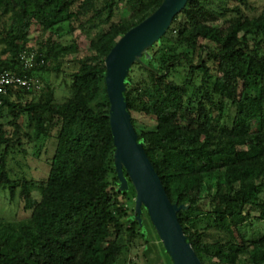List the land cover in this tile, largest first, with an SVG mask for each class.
I'll list each match as a JSON object with an SVG mask.
<instances>
[{
    "label": "trees",
    "instance_id": "obj_1",
    "mask_svg": "<svg viewBox=\"0 0 264 264\" xmlns=\"http://www.w3.org/2000/svg\"><path fill=\"white\" fill-rule=\"evenodd\" d=\"M236 1L245 10L231 0H189L143 55L148 67L131 66L125 90L169 198L189 205L178 218L203 264H264V231L243 230L255 218L247 207L264 222V5L247 13L249 0ZM162 2L0 0V73L43 87L45 73L77 64L66 99L49 83L0 94V189L31 212L24 222L0 219V264H129L137 237L146 255L160 241L154 259L173 264L147 210L135 213L126 172L129 188L119 189L105 66L113 46ZM231 5L235 18L220 24ZM32 27L41 35L34 46ZM179 69L181 82L172 78ZM45 140L55 149L47 178L35 183L25 145Z\"/></svg>",
    "mask_w": 264,
    "mask_h": 264
},
{
    "label": "water",
    "instance_id": "obj_2",
    "mask_svg": "<svg viewBox=\"0 0 264 264\" xmlns=\"http://www.w3.org/2000/svg\"><path fill=\"white\" fill-rule=\"evenodd\" d=\"M188 1L163 0L154 13L127 31L105 58L106 89L111 104L109 118L119 189L127 190L131 180L136 190L135 213L140 216L143 208L147 210L173 264H203L178 218L179 211L189 208V205H179L169 198L132 123L125 90L131 66L138 62L148 67L142 59L143 55L150 57L149 49L161 41Z\"/></svg>",
    "mask_w": 264,
    "mask_h": 264
},
{
    "label": "rangeland",
    "instance_id": "obj_3",
    "mask_svg": "<svg viewBox=\"0 0 264 264\" xmlns=\"http://www.w3.org/2000/svg\"><path fill=\"white\" fill-rule=\"evenodd\" d=\"M210 1V0H209ZM216 1V0H215ZM231 3L233 5H240L243 10H245V6L240 4L239 1L231 0ZM248 8L246 9L247 13H257L259 12L264 2L263 0H249ZM232 5L229 8V13L225 17H222V20L219 22L220 24L224 23V21L233 20L235 18L234 13L231 10ZM228 10V9H227ZM125 13L128 11L125 9ZM28 27V26H27ZM39 31L35 28H31V37L32 41L30 43L31 46H34L37 39L40 37ZM1 48V46H0ZM83 53H80L79 56H81ZM76 55H71V58H75ZM196 58L198 56H195ZM70 58V57H69ZM77 69L76 62H64V65L61 67V71L58 73H45L43 82V87L45 90L48 89L46 86L47 83L50 84L51 88L55 91V97L57 100L66 99V96L69 95V82H70V76L69 73L73 72ZM184 73L180 69L173 73L172 78L175 79L178 82H181L183 79ZM40 93V92H39ZM38 93V94H39ZM22 122H25V118L22 120ZM26 124V123H25ZM25 129L27 131H31V128L26 125ZM28 150L27 155V162L30 166V169H28L27 174L29 177L34 179L35 183L40 182L41 180H44L47 178L49 170H50V160L53 156L54 149H55V142L54 141H39L37 143H30L25 145ZM39 189V187H38ZM33 194L35 198H41V189L36 190L35 187L32 188ZM264 196V194H263ZM247 210L253 211V214L255 215V218L252 219V224H246V229H243L244 232L249 236H256L260 232L264 231V222H259L256 218L259 215V211H257L254 208H248ZM31 216V212L22 210V207L20 205L19 207V199H15L14 201H11L10 199V193L8 189H0V219L8 220V221H26L27 217ZM251 222V221H250ZM155 234V233H154ZM154 237L158 240L157 236L154 235ZM156 247H153L150 243L148 246H151V252L150 254H145L144 247L146 244L144 243L143 239L140 237H137L134 240V244L132 246V250L130 252L129 258H131L133 262H129V264H161L160 262H156L154 259V253L155 251L160 248V241H156ZM163 258V257H162ZM164 259V258H163ZM240 260H243V263H246V258H241ZM240 260L238 264H240ZM162 264H168L166 260H161ZM234 263L233 259L228 258L227 264Z\"/></svg>",
    "mask_w": 264,
    "mask_h": 264
},
{
    "label": "built area",
    "instance_id": "obj_4",
    "mask_svg": "<svg viewBox=\"0 0 264 264\" xmlns=\"http://www.w3.org/2000/svg\"><path fill=\"white\" fill-rule=\"evenodd\" d=\"M34 64H31L27 61L26 66H33ZM10 86L15 87H23L27 90H40L42 87V84L40 83V80L38 78L34 77H27V76H20L15 73L10 72H1L0 73V94L6 93L7 89ZM1 104V101H0Z\"/></svg>",
    "mask_w": 264,
    "mask_h": 264
}]
</instances>
